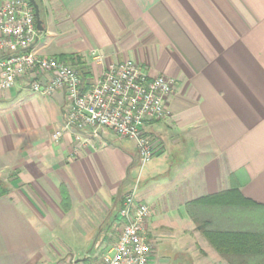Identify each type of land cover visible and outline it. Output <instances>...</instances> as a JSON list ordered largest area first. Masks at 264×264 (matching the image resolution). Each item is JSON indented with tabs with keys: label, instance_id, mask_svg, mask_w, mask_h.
I'll use <instances>...</instances> for the list:
<instances>
[{
	"label": "crops",
	"instance_id": "obj_1",
	"mask_svg": "<svg viewBox=\"0 0 264 264\" xmlns=\"http://www.w3.org/2000/svg\"><path fill=\"white\" fill-rule=\"evenodd\" d=\"M48 3L35 49L66 56L86 72V86L124 61L174 81L168 117L143 127L159 146L135 188L151 211L148 264H229L196 230L186 204L236 188L257 204L244 209L249 218L241 208L217 207L212 226L264 232V0ZM0 102L7 103L0 109V182L7 188L0 264H51L60 254L52 242L57 229L59 244L73 251L59 264L100 261L133 188L134 144L108 130L92 137L64 129L62 91L44 96L16 84ZM161 240L163 254L155 251Z\"/></svg>",
	"mask_w": 264,
	"mask_h": 264
},
{
	"label": "built area",
	"instance_id": "obj_2",
	"mask_svg": "<svg viewBox=\"0 0 264 264\" xmlns=\"http://www.w3.org/2000/svg\"><path fill=\"white\" fill-rule=\"evenodd\" d=\"M39 32L28 0H0V93L16 84L44 96L62 91L64 129L88 131L92 137L108 130L118 139L131 141L137 153V167L143 168L159 147L143 127L168 117L173 79L163 74L151 77L141 65L124 61L108 67L86 86L76 68L55 56L37 52ZM60 135V130L53 134L54 138ZM75 140L80 141L78 134ZM135 188L123 197L115 243L100 261L68 264L149 263L153 247L146 224L151 211L146 203L136 199Z\"/></svg>",
	"mask_w": 264,
	"mask_h": 264
},
{
	"label": "trees",
	"instance_id": "obj_3",
	"mask_svg": "<svg viewBox=\"0 0 264 264\" xmlns=\"http://www.w3.org/2000/svg\"><path fill=\"white\" fill-rule=\"evenodd\" d=\"M35 1L39 7L42 26H44L42 3L40 0ZM60 59L65 61L68 58L60 56ZM79 74L85 80L86 72L82 68L79 69ZM136 165L137 162L135 161L131 168ZM6 193L7 188L0 182V196ZM256 205V203L242 196L236 188H230L191 200L186 204V207L196 230L210 242L229 264H264V232L250 231L248 228L241 230L219 229L212 226L211 219L212 214L216 213L217 207L225 209L236 207L244 210ZM190 208L193 209V212H190Z\"/></svg>",
	"mask_w": 264,
	"mask_h": 264
},
{
	"label": "rangeland",
	"instance_id": "obj_4",
	"mask_svg": "<svg viewBox=\"0 0 264 264\" xmlns=\"http://www.w3.org/2000/svg\"><path fill=\"white\" fill-rule=\"evenodd\" d=\"M41 3H42V7L44 10H46V4L49 5V1L50 0H40ZM46 3V4H45ZM41 32V31H40ZM7 107V103L6 102H0V109H4ZM123 140V143L128 145V140L126 139H122ZM166 161L168 162L169 159H166ZM150 163V161H149ZM149 163H146L143 168L145 166H147ZM143 168H139L137 167L135 169V172H134V176H133V181L131 183V187H134L138 184V181H142V172H143ZM242 216L244 219H248L249 218V212L248 211H245V210H242ZM245 228V227H243ZM249 228V227H247ZM257 229H261V227H257ZM61 240V238L58 236V229L55 230L54 234H53V238H52V242L55 244V247H56V250L60 252L59 256L57 255H54L55 257H52L53 255H51V261L50 263L51 264H59V262H61V260H66L68 258H70V256H72V252L71 251V248L70 247H67V246H64V245H61L59 244V241ZM165 250V244L163 243V241H158L156 243V252H161V254H163V251ZM80 256V255H78ZM58 262V263H57Z\"/></svg>",
	"mask_w": 264,
	"mask_h": 264
},
{
	"label": "water",
	"instance_id": "obj_5",
	"mask_svg": "<svg viewBox=\"0 0 264 264\" xmlns=\"http://www.w3.org/2000/svg\"><path fill=\"white\" fill-rule=\"evenodd\" d=\"M33 9H34V14H35V26L36 28L39 30V31H42L43 30V26H42V20L40 19V15H39V7L36 3L35 0H28Z\"/></svg>",
	"mask_w": 264,
	"mask_h": 264
}]
</instances>
